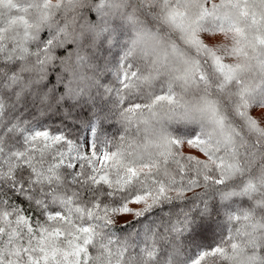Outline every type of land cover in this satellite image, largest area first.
<instances>
[{"label":"trees","instance_id":"1","mask_svg":"<svg viewBox=\"0 0 264 264\" xmlns=\"http://www.w3.org/2000/svg\"><path fill=\"white\" fill-rule=\"evenodd\" d=\"M92 2L81 0L82 5L80 3L75 9H68L62 0H0L2 159L7 162L9 156L17 151L31 153L30 160L23 163L31 164L37 173L33 177L36 187L42 194L55 195L59 201L68 202V208L75 213L71 218L65 216L64 221L73 223L76 229L81 225L91 229L90 235H94L97 241L102 235L119 241V245L114 244L106 250L114 264H192L198 257L202 259L203 253L225 247L228 236H234L235 231L245 223H264V187L256 184L242 193L231 181L226 182L229 184L227 188L200 186L186 191L180 198L165 200L142 215H135L142 209L141 204L133 203L135 195L142 191L139 189L142 177L139 171L132 176L126 169L134 166L142 170L138 158L157 154L158 123L164 124L173 137L183 141L199 135L200 128L197 123L169 120V105L166 102L149 107L156 96L167 94L168 86L150 90L143 87L149 78L144 75L139 61L145 58L139 53L130 57L126 55L130 46H126L127 38L120 32L123 24L119 21L113 20L114 23L109 24L110 30L106 32L109 36H100V48L92 46L93 43L85 37L83 46L86 51L79 57L85 58L88 87L84 86L87 89L82 92L70 93L66 90L69 77L60 61L77 56V33L85 25L80 19L82 15L88 20V25H97ZM140 2L127 0V5L121 9L131 11ZM44 3H47V8ZM246 5L247 21L244 25L251 27L249 24L252 23L261 29L259 22L263 20V15L250 10L248 3ZM142 11L143 8L137 11L139 21H151V15H141ZM73 20L76 23L71 24L70 35L62 37L65 42L53 49L57 62L48 66L46 79L35 83L36 74L29 70L34 60L33 53L52 39L58 25ZM143 26L147 28L146 24ZM129 66L140 75L129 77L126 84L123 73ZM17 74L20 78L12 80ZM95 76L99 82L90 87ZM175 91L180 96L176 87ZM239 119L236 117L237 121ZM39 131L63 136L71 142L79 153L74 152L70 162L78 163L87 156L86 165L81 163L80 166L89 170V174L80 175L78 169L67 168L69 160L57 159L54 144L31 142V136ZM40 139L37 138L38 141ZM93 149L94 154L90 153ZM105 153L112 159L106 160ZM97 160L99 163H96ZM260 174L264 173L258 172ZM100 175L116 192V196L107 198L108 205L105 207L108 208V215L113 217V208L119 209L113 217L114 222L108 227L101 219L104 209L92 206L94 193L91 190L96 187L93 179H98ZM125 188L129 192L121 196ZM26 192L27 189L21 192L19 187L3 181L0 200L11 202L29 216L40 219L41 208ZM128 207L133 211L123 210ZM242 212H248L251 219L238 224L232 217ZM201 224L213 226L204 240L197 236ZM63 237L61 232L58 238L47 239V247L51 248L50 257L55 258L58 253H64L65 257L71 255L60 245ZM70 244L75 246L76 241H70ZM96 247L93 245V251ZM121 248L124 251L118 250ZM257 255H260L259 249ZM216 264H220L219 259Z\"/></svg>","mask_w":264,"mask_h":264},{"label":"snow or ice","instance_id":"2","mask_svg":"<svg viewBox=\"0 0 264 264\" xmlns=\"http://www.w3.org/2000/svg\"><path fill=\"white\" fill-rule=\"evenodd\" d=\"M62 2L68 9H75L81 0ZM249 2L253 7L258 6L264 10V0ZM126 5L127 0H93L91 6L96 12L104 14L108 9H121ZM44 7L47 8V3H44ZM224 7L232 5L217 6L211 0H141L131 12H126L127 19L134 27L138 23L147 25L146 29L135 31V38L131 40L126 55L130 57L139 53L152 62L154 68L168 67L171 61L173 71L177 73L169 82L167 94L156 96L149 107L154 108L166 102L169 105V120L198 119L200 122L199 135L189 141L173 137L167 129H161L159 142L155 145L157 154L138 158L142 170L134 166L126 169L132 176L139 171L142 177L139 182L142 191L139 195L133 193V203L142 205V209L136 211L135 215H142L155 205L180 198L186 191L200 186L210 188L219 185L227 188L229 184L226 182L231 181L242 193L256 184L264 187V174L258 175V172L264 173V125L249 119L250 103L257 97L264 103V53L260 57H253L260 72L257 87L249 84L242 75L249 66L247 63H226L229 57L224 54V48L215 51L208 40L202 43V39L198 38L201 29L210 27V21L220 14L218 9ZM139 8H143L141 15H151V21L145 23L137 20ZM190 9L198 10L191 18ZM80 19L88 25L83 15ZM74 23L75 20L58 25L52 39L33 53L34 60L29 70L36 74L35 83L47 78L48 66L57 62L53 49L65 42L62 37L70 35L69 29ZM60 63L69 77L65 86L68 92L78 91L88 84V76L79 55L75 59L66 58ZM175 65L180 67L175 68ZM138 75L140 73L129 66L123 73L124 82L127 84L129 77L135 78ZM19 78L17 74L11 79L15 81ZM174 81H181L185 86L191 84L200 87L205 95L201 96L197 104L189 105L182 96L177 95ZM258 111L261 112L260 119H264V110ZM236 117L240 118L239 121ZM37 138L41 139L38 141ZM30 141L54 144L57 159L69 160L67 168L74 171L78 169L80 175L89 174V170L80 166L81 163L86 165L87 156L78 163L70 162L72 154L79 152L65 137L39 131L31 136ZM186 148L188 151H185ZM197 151L201 155H196ZM90 153L94 154L95 150ZM2 157L3 148L0 147V187L3 181H7L19 187L21 192L27 189L26 195L41 208V218L29 216L11 202L0 200V264H114L111 254L106 250L114 244L119 245V241L106 239L104 235L97 241L94 235H90L91 229L83 225L76 229L73 223L64 221L65 216L71 218L75 213L68 208V202L59 201L55 195L42 194L36 187L33 177L37 173L31 164L23 163L30 160L31 153L17 151L9 156L7 162ZM104 158L112 159L107 153ZM132 163L134 165L135 160ZM93 183L96 187L91 190L94 193L92 206L104 209L101 219L108 227L114 222L113 217L119 209L113 208L114 216L110 217L105 206L108 205V196H116V192L105 182L103 175L94 178ZM128 192L129 189L125 188L120 195ZM123 210L133 211L130 207ZM232 219L239 224L251 217L248 212H242ZM199 227L197 236L202 240L207 239V233L213 230V226L201 224ZM61 232L64 237L60 245L71 255L65 257L64 253H58L52 258L48 255L51 248L47 247V239L58 238ZM73 240L76 241L75 246L70 244ZM93 245H97L95 251ZM257 249L260 255H257ZM118 250L124 251L123 248ZM218 259L220 264H264V223H245L235 231L234 236H228L225 247L203 253V258L198 257L192 264H216Z\"/></svg>","mask_w":264,"mask_h":264},{"label":"rangeland","instance_id":"3","mask_svg":"<svg viewBox=\"0 0 264 264\" xmlns=\"http://www.w3.org/2000/svg\"><path fill=\"white\" fill-rule=\"evenodd\" d=\"M211 3L217 6L232 5V7H224L222 10L218 9L220 14L210 21V27H203L201 29L200 33H198V38L202 39L203 43L204 40L209 41L214 40L216 37H220L221 39L219 40V42L212 44L214 50L219 51L221 48H224V54L229 57V59L225 61L228 64L235 65L247 63L249 66L246 68L244 73H242V75L249 84H254L258 87L260 72L257 61L256 59H253V57H260L261 54L264 53V10H261L258 6L253 7L252 3H250L249 0H211ZM246 3H248L250 10L263 15V20L259 22L262 24L261 29H258L255 24L253 25L252 23L249 24L251 27L244 25L247 21V17L245 16L247 6ZM175 6L176 4L173 3V7ZM131 11H127L126 9H108L104 12V14H100L94 9L97 17V25L95 27L84 25L81 28L80 33H77V41L79 40L76 47L77 55H80L82 52L84 53L86 51V48L83 46L85 37L93 43L92 46L100 48V36L108 35V33L106 32L108 30L109 24L112 25V23L118 21L120 22V24H123L121 25L122 30H120V32H122L123 36L127 38L126 46H130L131 40L135 38V31L138 29H146V27L143 26L142 23H138L134 27L132 22L127 19L126 12ZM197 13L198 10L190 9L189 17L191 18ZM113 20L114 22H112ZM137 20H140L138 16ZM205 46L209 45L205 44ZM232 49H239V51L233 52L231 51ZM139 56L144 59L142 55ZM84 59L85 58L81 60L82 66L86 71L87 69ZM139 63H141L140 66L144 70V75H147V78H149L148 82H145L143 84V87L146 90L158 87H167L169 85V82L172 81V78L177 74L175 71H173L171 61L168 62L171 67L168 66L162 68L159 66H157V68H154L153 63L148 59L141 60V62L139 61ZM174 67L179 68L180 65H175ZM165 72L168 73L166 74ZM169 73H171V76L169 75ZM151 79L153 81H151ZM98 82L99 79L97 78V76H95L93 81L90 82V87H93V84H96ZM87 87H81L78 91L82 92L84 91V89L86 90ZM90 87L88 89H90ZM174 87L177 88L178 94L182 96L184 101L189 105L197 104L201 96L205 95V92L200 87L191 84L185 86L181 81H174ZM258 110H264V103H261L260 99L257 97L250 103L249 119L252 120L253 123H257L258 125H264V119H260L261 112ZM184 121H186L187 123H200L198 119H190ZM161 129H165L164 124L158 123V125L156 126V132L159 133Z\"/></svg>","mask_w":264,"mask_h":264},{"label":"clouds","instance_id":"4","mask_svg":"<svg viewBox=\"0 0 264 264\" xmlns=\"http://www.w3.org/2000/svg\"><path fill=\"white\" fill-rule=\"evenodd\" d=\"M220 39H221L220 37H216L214 40H209L208 42L211 43V44H215V43L219 42ZM185 151H188V149L186 148ZM195 154L198 155V156L201 155L198 152L195 153Z\"/></svg>","mask_w":264,"mask_h":264}]
</instances>
